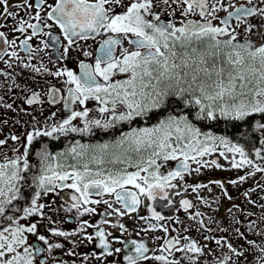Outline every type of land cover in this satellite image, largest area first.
<instances>
[{"label": "snow or ice", "instance_id": "snow-or-ice-1", "mask_svg": "<svg viewBox=\"0 0 264 264\" xmlns=\"http://www.w3.org/2000/svg\"><path fill=\"white\" fill-rule=\"evenodd\" d=\"M45 4L47 0H35V15L30 16V19L39 21L43 10L41 6ZM247 5L237 8L230 0L227 7L223 0H212L211 3L209 0H53V3L47 4L50 10L47 11L46 18L59 27L67 41L64 56L69 55V50L78 40H95L97 36L104 38L94 52L83 50L82 45H77L84 57L94 56V63H85L83 60L79 62V75L67 68L48 73L54 77H65L64 83L70 86L66 89L67 95L63 97L57 95L58 90L55 88H50L47 93L50 104L63 101V107L69 113L66 118L56 121V113L53 112L41 127L38 126L41 122L36 116L26 108L19 109L31 116L32 130L22 134L25 139L23 154H18L15 158L5 156L4 162L0 163V196L4 197L0 201V217L5 216L6 205L20 198L18 185L26 178L23 173L30 169L27 157L37 138L56 140L69 134L93 136L98 132L108 133L124 123L131 125L137 121L147 123L153 120L155 123L130 128L114 141L103 144L87 145L77 140L66 152L58 154L51 153L48 146L42 144L36 150L40 175L33 177L36 191L30 207L23 208V216L19 218L7 216L10 224L0 229V264H69L53 255L54 250L62 249L64 245L50 243L39 232L41 220L46 218L54 223L44 211L50 205L38 203L42 194L54 193L57 189H71L78 195L71 196L72 203L64 210L70 212L75 209L77 219L96 211L88 205L101 203L120 217L137 212L142 203L141 196L155 199L159 195L160 199L171 203L166 194L167 188L175 187L171 181H183L186 174L199 173L203 167L219 168L220 165L215 160L208 162L201 158L220 148L232 155V169H248L245 175L227 183L237 186L256 173H264V0H247ZM12 7L32 9L34 5L29 0H23L22 5ZM228 7H233L234 11L229 12ZM118 8L122 11L118 12ZM9 9V0H0V18L16 20L13 32L24 34L25 26L32 29L31 35L19 45L31 59L32 53L41 51L28 43L37 34L39 27L22 18L17 19L19 14ZM177 10L181 17L194 14L200 20L182 19L177 26ZM220 11L227 15L218 17L216 14ZM233 19L235 24L230 23ZM213 21H218V24ZM2 27L6 25H0ZM194 41L203 46L192 47ZM125 42L127 47L124 46ZM0 43L11 47L16 41L8 40L6 34L0 31ZM178 44L182 49L191 48V52L185 51L178 57ZM5 55L9 57L8 60L4 59ZM177 58L179 63L176 62ZM10 60L22 64V58L15 50L8 52L0 49V61L7 69L13 67ZM22 66L31 67L29 64ZM42 69L47 71L43 65L33 70L39 73ZM11 75V72L0 69V76L7 78ZM117 75H125L127 78L114 79ZM13 88L25 93L23 103L28 106L42 102L39 92L20 85L14 77L9 92ZM29 91L30 95L27 94ZM90 100L96 102L94 110L87 107ZM73 105H78L80 110L73 109ZM172 105L179 111L170 110ZM0 107L17 110L11 103L0 104ZM93 111L98 115H93ZM221 119L233 122L236 134L244 140V144L233 142L227 136L203 131L197 126L198 123L211 124ZM16 123L19 124L20 121L17 120ZM242 126L246 130H242ZM20 138L17 135L9 137L12 141ZM250 139L255 143L246 148L244 145ZM6 143V139H0V146ZM13 151L18 153L19 149ZM128 153H136L139 159L133 161ZM219 154L225 156L224 151ZM106 156L111 157L110 163L126 162L137 171L107 170V174H104L105 170L102 168L93 171L89 167V163L102 165ZM62 157L65 160L71 157L77 163H62ZM173 160L179 161L177 168L168 171L166 175L162 174V165L157 162ZM81 161L85 162L81 164ZM189 161L198 166L191 168ZM141 172L146 175L142 176ZM212 184L221 190L223 198L228 201L234 199L220 180L190 187L197 193L202 204L208 208L215 204L217 207L212 210L218 212L222 206L220 196L211 201L199 196L201 189L211 192ZM127 185L137 191H127ZM260 187L264 190V185ZM254 191L256 189H250L243 196L248 198V204L261 209L257 219H252L256 216L255 212H245L235 203L227 208V227L215 216H206L199 210L189 213L188 219L195 223V229L200 233L203 243L190 235L171 236L170 231L177 230H170L160 224L165 217L149 209L151 218L157 223L141 231L160 230L169 234L159 249L161 255L151 259L159 264H264V228L260 227L264 224V203H257L249 198L250 192ZM93 194L114 195L115 202L121 207H113V202L108 199H90ZM260 199L264 200V196ZM180 204L186 212L194 207L187 199H181ZM12 211L17 212L19 209L14 207ZM31 217L40 219L29 221L27 225L18 222L19 219ZM140 219L146 222L148 220L147 217ZM177 223L181 222L177 220ZM109 226L126 231L125 226L120 223ZM90 228L94 231L88 232L87 229ZM191 230V226L183 228L184 232ZM49 231L52 236L64 237L72 245L65 255L80 257L81 264H86L89 255L81 256L75 251L80 244H91L100 249L99 255L92 253L99 264H104L114 253L121 252V248H111L110 232L87 220L81 221L73 231L55 228H49ZM217 232L225 235H216ZM26 233L35 235L46 247L29 244ZM230 235L243 243L234 245L229 239ZM250 235L260 237L261 241L258 243L249 239ZM127 243L134 246L135 252L134 256L124 257L127 264H140L141 260L150 259L146 255L149 248L143 242L138 243L132 239ZM44 252L48 253V257L42 256ZM177 253L180 255L177 256ZM71 264H76L75 260Z\"/></svg>", "mask_w": 264, "mask_h": 264}, {"label": "flooded vegetation", "instance_id": "flooded-vegetation-1", "mask_svg": "<svg viewBox=\"0 0 264 264\" xmlns=\"http://www.w3.org/2000/svg\"><path fill=\"white\" fill-rule=\"evenodd\" d=\"M92 2V0H89ZM127 2V0H126ZM211 3L212 0H209ZM29 3H32L34 7L32 9H27L25 7H12L16 4H23V0H9L10 11L18 13L17 19H24L27 20L29 23L37 24L39 27V31L31 40L28 41L29 45H31L34 49H41V51H37L31 54L32 58L29 59V55L25 53L20 48V43L24 40L28 35H31L32 29L26 27V32L21 34L19 32H13V26L16 24V20L11 18L3 19L0 18V25H6V27L0 28V31L4 32L7 36L8 40H15L16 44L14 46H8L0 43V49H6L8 52L15 50L19 57L22 58V64L15 60H10L9 62L12 63V69H7L6 66L2 61H0V69H3L7 72H11L12 75L5 78L0 76V84L3 86L0 87V104H13V108L17 109L16 111L7 109L5 107H0V139H6L7 143L3 146H0V163L4 162L5 156L8 158H15L18 154L22 155L24 152V143L25 139L23 137V133L26 131L32 130V121L31 116L25 115L24 112L19 111L20 108H26L29 113L36 116L39 121L41 122L38 126H43L44 121L47 117L51 116L53 112L56 113L55 120L60 121L67 117L69 114L66 109L63 107V101L61 100L60 103L57 104H50L48 101L50 99L49 95L47 94L50 88L57 89V95L60 97L66 96L67 91L66 89L70 87L64 83L65 77H54L49 75L50 72H55L59 69H69L79 75V68L78 64L81 60L85 63H94V56L93 57H84L83 52L77 45H82L83 50L93 51L99 47V42L103 36H97L95 40L89 39L88 41H81L78 40L76 44L72 46L69 50V55L64 56L63 50L64 47L67 46V41L64 39L63 34L61 33L59 27L55 25L52 21L46 18V13L50 9H48L47 4L53 3V0H47V4L42 5V11L40 13L41 19L39 21L30 19V16L35 15V0H29ZM224 5L227 7L229 4V0H223ZM230 3L235 7H240L241 5H247V0H230ZM117 11H122V9H117ZM228 11H234L233 7H228ZM218 17L223 18L227 15L226 12L220 11L216 14ZM182 19L198 21L200 17L198 15L190 14L188 17L184 18L179 15V10L176 12L175 21L177 22V26H179V21ZM214 24H218V21H213ZM230 23L235 24V19H233ZM50 25L51 27H48ZM54 40L56 42H54ZM43 41L44 43H41ZM47 44V47H45ZM127 47V43L124 44ZM176 51L178 57L181 54L182 48H180L179 44L176 47ZM118 54V53H117ZM5 60H8L9 57L7 55L4 56ZM179 61V58H177ZM177 62V60H176ZM23 64H29L31 67H23ZM43 65L47 71L43 69L41 72L37 73L33 69ZM13 77L16 81L22 85L27 86L31 90H35L39 92L41 103L33 106H28L23 103V96L25 93H22L20 89L13 88L11 92H9V88L12 87V79ZM127 77L125 75H117L114 79L123 80ZM30 95V91L27 93ZM15 101V102H14ZM73 109L80 110L78 105H73ZM87 107L91 109H95L96 102L95 101H88ZM170 110L179 111L175 105H172ZM93 115H98L95 111L92 113ZM19 120L20 123L17 124L16 121ZM6 121V123H5ZM51 123V121H49ZM155 121L145 122H134L131 125L124 123L118 125L115 129L111 130L108 133L98 132L96 135L93 136H78L75 134H69L67 136H61L59 139L53 140L48 137L37 138L34 141L33 145L29 149V155L27 157V161L30 165L29 171L23 173L26 177L23 181L20 182V198L17 200L12 201L9 206L12 205V208H17L19 211L13 212L11 208H5V216L0 217V229L10 224V221L6 219L9 216V213L12 212L13 216L19 218L23 216V208L30 207V202L34 192L36 191V186L33 183V177L40 175V164L39 160L36 156V150L43 144L47 145L48 149L53 154H58L61 152H66L70 149L77 140L80 141L81 144L87 145H95L105 142L114 141L117 137H119L122 133L128 132L130 128L133 127H145L151 126ZM198 127H200L203 131H211L215 133L214 130L211 128L209 123H198ZM243 130H246L244 128ZM231 139L233 142L239 141L240 143L244 144V140L237 136L236 129H232L231 131ZM11 135L20 136V140L12 141L9 139ZM215 135L220 136L222 134L215 133ZM254 140H248L247 144L244 146L246 148H250L252 144H254ZM13 149H19V152L13 151ZM220 151H224L225 154L227 153L226 149L220 148L218 151L213 152L212 155L207 158L203 159L205 161L211 162L215 160L217 164L220 165L219 168L215 166H208L203 167L200 169L199 173L190 172L189 174L185 175V179L183 181L176 179L171 181L175 187H169L166 189V194L168 199L171 201L169 203L166 200L160 199V196L157 195L155 199H148L145 196H141L140 199L142 201L141 205L137 212L126 214L120 217H117L114 213H112L111 209L107 207V205L101 204H90L88 207L95 208L96 211L92 214H86L83 217L77 219L76 210L73 209L70 212H66L64 209L68 207L71 201L72 195H78L74 193L71 189H57L54 193H49L47 195H41L38 203H43L45 205H50V207L45 208V212L48 216L52 218L54 223H51L46 218L41 220V225L39 232L41 235H44L50 243H61L64 245V248L54 250L53 255L56 257L68 261L69 264L73 260H75L76 264H81L80 257H68L65 255L72 245L68 243V241L64 237H56L52 236L49 228L55 229H62L65 231H73L75 230L79 223L83 220H87L91 224H95L98 226H102L106 232H110L112 235L109 237L111 248L114 250L115 248H121L120 253H114L112 257H108L104 264H127L125 260L126 255H135L134 246L127 243L129 240L135 239L138 243L143 242L146 247L149 248V252L146 253L147 256L150 257L148 260H141L140 264H159V262L151 259L157 255H161L159 251L160 247L163 245L164 238L166 234L163 231H147L143 232L141 229L148 228L151 224H156L157 222L151 218V212L149 209H152L159 214L165 217L164 220L160 221L159 223L169 227V229H176L177 231H170L171 236L177 235H190L191 237L200 240L203 243L202 237L199 232L195 229V223L188 219L189 213L195 212L197 210L205 213L206 216H215L219 220L223 221L225 227L228 225L226 217L227 208L231 207L233 203L239 204L241 208L244 209L245 212L252 211L256 213V216H253L252 219H257L261 209L258 207H254L247 203V199L243 196V193L249 191L250 189H256L254 192H250L249 198L257 201V203H264V200H261L260 197L264 196V190H261V185H264V173H256L255 176L249 177L246 179L242 184L237 186H233L227 183L229 180L238 179L240 176L245 175L248 171L247 168L244 169H232L230 160L232 159V155L230 159H225L224 156L219 154ZM230 154V153H229ZM227 157V156H226ZM216 158V159H214ZM133 161L138 160V158H131ZM238 159V157H237ZM110 160L105 158V162L102 164V169L105 170L104 174H107V170H121L126 169L128 172L137 171L135 167H129L128 164L125 163H111L109 164ZM62 163L66 164H75L77 163L75 160H72L71 157H68L66 160L65 158H61ZM85 161H81V164ZM176 160L172 161L171 170H173V165ZM190 167L196 168L198 165H193L191 161ZM55 163V162H53ZM161 163V161H158ZM260 163V161H257ZM89 167L96 171L98 168L97 166H92L89 163ZM80 170H83L82 168ZM165 174L166 173H163ZM141 175H146V173L141 172ZM212 180H220L225 184V188L230 193V195L234 198L232 201H228L227 199L223 198L221 190L216 187V185H210L212 191L209 192L208 189H201L199 191V196L208 199L209 201L215 199L217 196L221 197L222 206L219 207L218 212H214L212 209L216 208L215 204L212 205V208L206 207L204 204L200 202L197 198V193L193 192L190 186L195 184H208L209 181ZM71 181H69L70 183ZM186 185L188 187H186ZM127 191H137L131 185L126 186ZM4 197L0 196V201H2ZM90 199L102 200L108 199L110 202H113V207L119 208L121 205L115 202L114 195H103L98 196L93 194ZM181 199L189 200L194 207L188 212L184 210L181 206L180 201ZM58 209L59 211H54ZM140 217H147V222ZM40 219L39 217H31L28 219H19L18 222L23 225H27L29 221L35 222L36 220ZM107 220L108 223H103V221ZM179 220L181 223H177ZM120 223L125 226L126 231H122L119 227L112 228L110 224ZM14 226V225H13ZM191 226V232H184L183 228ZM215 227V226H213ZM261 228H264V224L260 225ZM88 232H93L94 229H87ZM216 235H225L224 233H215ZM7 235V233H6ZM28 238V243L35 246V247H46L41 241L37 239V237L33 234L26 233L25 234ZM160 237V239H157ZM73 239V238H69ZM229 239L232 241L234 245L243 243V241H237L234 236H229ZM249 239L256 240L258 243L261 241L260 237L255 235H250ZM119 241H124V244L119 243ZM215 247V245H213ZM22 251V250H21ZM75 251L80 253L81 256L84 254L89 255V260L86 264H99L93 256L92 253H96L97 255L100 254V249L94 248L91 244H80L76 247ZM226 251V249H224ZM166 254V253H165ZM219 254V253H218ZM177 256L180 253L176 254ZM43 257H48V253H42ZM51 264V262H50Z\"/></svg>", "mask_w": 264, "mask_h": 264}, {"label": "rangeland", "instance_id": "rangeland-1", "mask_svg": "<svg viewBox=\"0 0 264 264\" xmlns=\"http://www.w3.org/2000/svg\"><path fill=\"white\" fill-rule=\"evenodd\" d=\"M203 45L200 43V42H193V44H192V47H196V48H200V47H202ZM185 51H188V52H191V48H188V49H182V51H181V54L183 53V52H185ZM180 54V55H181ZM180 61H178V59H177V63H179ZM100 144H102V143H100ZM95 145H97V144H95ZM130 158H138L139 159V156H137V154L136 153H128L127 154ZM212 154H210V155H207V156H205V157H203V158H201V159H207V158H209L210 156H211ZM227 156V157H226ZM106 159H108V160H111V157L110 156H106L105 157ZM224 158L225 159H230L231 158V154H229L228 152L225 154V156H224ZM158 163V162H157ZM109 164H111V163H109ZM159 164H161L162 166H161V168H160V172L162 173H166L167 174V172L168 171H171V164H172V161H168V162H163V161H161V163H159ZM90 165H92V166H97V170H100L102 167H100V166H102V165H97V164H94V163H90ZM193 165H197V164H195V163H193ZM92 168V167H91Z\"/></svg>", "mask_w": 264, "mask_h": 264}, {"label": "trees", "instance_id": "trees-1", "mask_svg": "<svg viewBox=\"0 0 264 264\" xmlns=\"http://www.w3.org/2000/svg\"><path fill=\"white\" fill-rule=\"evenodd\" d=\"M210 126L214 130V132L220 133L223 136H227L228 138L231 137L232 129H236V126L233 124V122L223 119L219 120L218 122H211ZM244 128L245 127L242 126V130ZM6 207L13 209L12 205H6L5 208ZM9 216H13L12 212L9 213Z\"/></svg>", "mask_w": 264, "mask_h": 264}, {"label": "water", "instance_id": "water-1", "mask_svg": "<svg viewBox=\"0 0 264 264\" xmlns=\"http://www.w3.org/2000/svg\"><path fill=\"white\" fill-rule=\"evenodd\" d=\"M214 159H216V158H214ZM178 164H179V161L176 162V164H175V166L173 168L174 170L177 168Z\"/></svg>", "mask_w": 264, "mask_h": 264}]
</instances>
